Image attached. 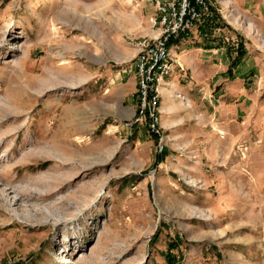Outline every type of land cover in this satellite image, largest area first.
Listing matches in <instances>:
<instances>
[{
	"label": "rangeland",
	"instance_id": "374dc122",
	"mask_svg": "<svg viewBox=\"0 0 264 264\" xmlns=\"http://www.w3.org/2000/svg\"><path fill=\"white\" fill-rule=\"evenodd\" d=\"M221 2L173 43L157 137L150 1L0 0V264H264V0Z\"/></svg>",
	"mask_w": 264,
	"mask_h": 264
},
{
	"label": "built area",
	"instance_id": "2783aa9c",
	"mask_svg": "<svg viewBox=\"0 0 264 264\" xmlns=\"http://www.w3.org/2000/svg\"><path fill=\"white\" fill-rule=\"evenodd\" d=\"M154 4L152 37L138 44L135 62L137 111L134 124H146L155 136H161V108L169 79L177 59L173 43L200 35V27L214 15L210 0H145ZM160 152L164 150L160 138Z\"/></svg>",
	"mask_w": 264,
	"mask_h": 264
},
{
	"label": "crops",
	"instance_id": "0c3cea01",
	"mask_svg": "<svg viewBox=\"0 0 264 264\" xmlns=\"http://www.w3.org/2000/svg\"><path fill=\"white\" fill-rule=\"evenodd\" d=\"M211 1V3H212V5L213 6H215L216 4H218V3H222L221 2V0H210ZM235 1V0H234ZM153 4V3H152ZM154 5V4H153ZM154 12H155V7H154V9H153V15H154ZM201 35V36H200ZM200 35H198V36H195V37H192V39L194 38L196 41H199V39L202 37V34L200 33ZM202 47V46H201ZM200 50H202L203 52H205V55H202L203 57H205V59H207V53H210V51H213V50H209L207 47H202V48H200ZM209 51V52H208ZM218 51H215V53H217ZM211 55H210V57H212V58H214V59H217V60H224L225 58H223V52H221L220 51V53L218 52V54H220V56L218 55V56H215V55H213L212 53H210ZM218 57H220V59H218ZM225 61V60H224ZM177 62H179V64H181L180 63V60H178L177 59ZM207 65H209V63H207ZM137 83H135V85H136ZM169 85H170V80H169ZM136 88H137V86H136ZM167 88V87H166ZM166 90V89H165ZM164 95H165V91H164ZM163 99H164V96H163Z\"/></svg>",
	"mask_w": 264,
	"mask_h": 264
},
{
	"label": "trees",
	"instance_id": "16d2710c",
	"mask_svg": "<svg viewBox=\"0 0 264 264\" xmlns=\"http://www.w3.org/2000/svg\"><path fill=\"white\" fill-rule=\"evenodd\" d=\"M214 10V9H213ZM215 19V15H213V17L211 19H208L201 27H200V33L203 34V33H206V31L211 28L212 26L215 25V21H213ZM243 52V51H242ZM241 53L240 55L237 57L238 60L241 59ZM236 59V60H237ZM237 60V61H238ZM167 260H168V263L169 264H175V259L173 258L172 255H167Z\"/></svg>",
	"mask_w": 264,
	"mask_h": 264
}]
</instances>
